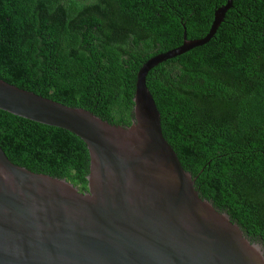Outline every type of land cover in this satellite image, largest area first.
Wrapping results in <instances>:
<instances>
[{
    "label": "trees",
    "instance_id": "16d2710c",
    "mask_svg": "<svg viewBox=\"0 0 264 264\" xmlns=\"http://www.w3.org/2000/svg\"><path fill=\"white\" fill-rule=\"evenodd\" d=\"M227 0H0V79L129 126L137 73L204 37ZM164 138L201 198L264 249V0H231L204 44L154 65ZM8 159L87 191L74 133L0 109Z\"/></svg>",
    "mask_w": 264,
    "mask_h": 264
},
{
    "label": "water",
    "instance_id": "95a60500",
    "mask_svg": "<svg viewBox=\"0 0 264 264\" xmlns=\"http://www.w3.org/2000/svg\"><path fill=\"white\" fill-rule=\"evenodd\" d=\"M230 4L204 37L142 65L129 126L0 79V109L74 133L89 154L82 192L12 163L0 144V264H264L261 244L199 196L146 85L154 65L206 43Z\"/></svg>",
    "mask_w": 264,
    "mask_h": 264
}]
</instances>
